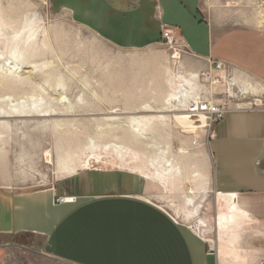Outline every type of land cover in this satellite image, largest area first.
Returning a JSON list of instances; mask_svg holds the SVG:
<instances>
[{
    "label": "crops",
    "instance_id": "obj_1",
    "mask_svg": "<svg viewBox=\"0 0 264 264\" xmlns=\"http://www.w3.org/2000/svg\"><path fill=\"white\" fill-rule=\"evenodd\" d=\"M49 1L117 51V64L103 73L117 74V108L125 112L155 103L169 110V87L154 75L161 65L141 52L160 44L163 28L185 45L190 71L238 73L264 85L263 0ZM206 152L213 192L232 196L238 211L226 229L242 221L264 226V109H229L209 130ZM149 188L117 169L87 170L25 193L0 188V235H30L43 255L67 264H264L259 240L235 256L219 233L210 251L206 239L143 195Z\"/></svg>",
    "mask_w": 264,
    "mask_h": 264
},
{
    "label": "rangeland",
    "instance_id": "obj_2",
    "mask_svg": "<svg viewBox=\"0 0 264 264\" xmlns=\"http://www.w3.org/2000/svg\"><path fill=\"white\" fill-rule=\"evenodd\" d=\"M55 10L49 0H0V188L25 193L87 170H123L147 181L143 195L214 248L219 233L235 256L241 245L263 243L264 226L256 221L251 228L242 221L216 229V216L230 210L213 192L207 170L212 126L188 128L174 116L187 114L185 101L196 97L226 109H264V92L249 90L264 85L238 73L190 71L183 47L160 41L141 52L155 55L161 69L154 75L169 87L163 98L170 94L176 110L155 103L125 112L117 108V74L103 73L117 64V51ZM0 264L67 263L43 255L32 236L17 234L0 235Z\"/></svg>",
    "mask_w": 264,
    "mask_h": 264
},
{
    "label": "built area",
    "instance_id": "obj_3",
    "mask_svg": "<svg viewBox=\"0 0 264 264\" xmlns=\"http://www.w3.org/2000/svg\"><path fill=\"white\" fill-rule=\"evenodd\" d=\"M264 1V0H263ZM161 43L170 49H176L179 47H183V50H186V47L183 43L178 41L175 37V34L173 31L169 28H163L161 31ZM214 68L216 70L222 69V65L220 63H215ZM205 78H210L211 75L209 73H204L203 74ZM218 81V79L216 80ZM227 98H232L230 97L229 93H227ZM260 105L262 104L261 101ZM257 108V107H254ZM189 109V112L191 114H196V113H203L204 118H205V125L207 127H211L213 124H216L220 122L225 114L227 113L228 109L224 105H220L217 103L214 99H202L200 100H193L187 107ZM73 198H65V197H59L57 198L58 203L62 202H67V201H73ZM208 247L210 251L213 250L211 243L207 241Z\"/></svg>",
    "mask_w": 264,
    "mask_h": 264
},
{
    "label": "bare ground",
    "instance_id": "obj_4",
    "mask_svg": "<svg viewBox=\"0 0 264 264\" xmlns=\"http://www.w3.org/2000/svg\"><path fill=\"white\" fill-rule=\"evenodd\" d=\"M186 51V50H185ZM215 64V63H214ZM214 64H213V69L214 70H216L215 68H214ZM260 85V84H259ZM249 90L253 93V94H255V93H260V92H264V87L263 86H258V85H252V86H250V88H249ZM213 99V98H211V97H203V98H198V97H196V98H192V99H188V100H186L185 101V105H184V107H185V112H187V114H176V116H174V120H175V122L176 123H179V125H181V126H187L188 128H194V127H197V126H206L205 125V118H204V115H203V113H196V114H191L190 112H189V109H187V107H188V105L193 101V100H200V101H202V99ZM171 103V102H170ZM178 103H179V101H178ZM179 105V104H178ZM172 108H171V111H173V110H176V108L175 107H177V105L175 104L174 105V103H172L171 105H170ZM229 110V109H228ZM35 111L36 112H38V111H40V112H42L40 109H35ZM39 112V114L40 115H42V116H46V115H48L47 113H40ZM45 112H47V111H45ZM130 125H132V126H134V128H136V124H134L133 122H130L129 123ZM213 125H215V124H213ZM212 125V126H213ZM207 127V126H206ZM209 128V127H208ZM167 173V172H166ZM165 173V174H166ZM174 173H175V171H174ZM168 174V173H167ZM166 174V175H167ZM166 178V177H165ZM165 178L164 177H159V179L161 180V181H164L165 180ZM220 197V200L221 201H223V202H225V203H230L231 201V205H230V210H231V214H229V215H225V214H220V215H218V221H217V224L220 226V228H222V229H224V228H226L227 227V225L234 219V217L236 216V215H238V211L236 212L235 211V204L233 203V198H232V196H227V195H225V194H223V195H220L219 196ZM210 242V241H209ZM211 243V246H212V248L214 249V247H213V243L212 242H210Z\"/></svg>",
    "mask_w": 264,
    "mask_h": 264
}]
</instances>
